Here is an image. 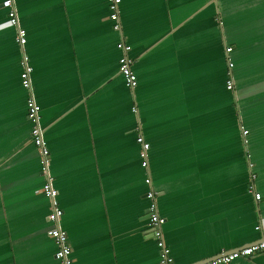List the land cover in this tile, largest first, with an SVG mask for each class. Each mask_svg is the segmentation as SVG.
Here are the masks:
<instances>
[{
  "label": "crops",
  "instance_id": "0c3cea01",
  "mask_svg": "<svg viewBox=\"0 0 264 264\" xmlns=\"http://www.w3.org/2000/svg\"><path fill=\"white\" fill-rule=\"evenodd\" d=\"M13 5L25 42L0 7V264H58L23 57L71 264H158L148 190L173 264L264 237V0H120L118 30L106 0ZM121 37L133 90L117 70ZM137 135L148 143L145 167ZM246 155L258 200L247 191ZM229 264H264V251Z\"/></svg>",
  "mask_w": 264,
  "mask_h": 264
},
{
  "label": "built area",
  "instance_id": "2783aa9c",
  "mask_svg": "<svg viewBox=\"0 0 264 264\" xmlns=\"http://www.w3.org/2000/svg\"><path fill=\"white\" fill-rule=\"evenodd\" d=\"M120 0H106L107 4V18L113 22V29L118 30L120 25L118 22V6ZM0 7L4 8L7 15V24L15 29V41L19 46H22L25 42L24 30L18 26V20L16 16L13 0H0ZM116 48L120 51V56L117 59V70L123 77L124 85L126 88L133 90L136 85V75L131 70V64L133 60L127 55L130 50V45L127 44L121 37L116 43ZM231 47H226L225 57L227 63V77L225 80V88L231 90L233 87V79L230 73L232 62L227 57V53ZM22 69L19 72L20 83L22 87L26 89L27 95L25 99L26 105V118L29 123V139L30 142L38 149L40 154V171L43 178L41 185L42 195L49 202V211L47 213V219L51 223V227L47 229L46 234L52 239L56 250L54 257L58 264H71L70 248L67 243L65 231L59 225V219L62 211L56 205L55 197L56 190L53 187V176L49 171V151L46 146V142L42 136V126L40 124L39 105L35 102L32 92L30 90V73L32 68L27 64L24 57L20 62ZM135 112V108H131ZM241 135L246 134V130L240 127ZM245 142V140H243ZM136 142L139 145L138 157L140 158V165L146 166V150L148 143L144 141L141 135L136 136ZM246 166L249 171V181L247 184V191L252 193L254 200L260 198L259 193L255 191L253 181L255 179V173L251 171L253 162L249 160V155H246ZM145 183H149V178H144ZM154 193L151 190L145 192L144 197L147 200L146 214L148 226L150 228V234L154 239L157 252H158V264H173L172 257L169 253V249L165 246L162 239V224L164 218L158 214L156 203L154 200ZM258 229V226H254ZM264 251V237L260 238L256 242H252L245 246H241L232 249L226 253L218 255L212 259H207L196 264H229L230 261L240 257H250L255 252Z\"/></svg>",
  "mask_w": 264,
  "mask_h": 264
},
{
  "label": "water",
  "instance_id": "95a60500",
  "mask_svg": "<svg viewBox=\"0 0 264 264\" xmlns=\"http://www.w3.org/2000/svg\"><path fill=\"white\" fill-rule=\"evenodd\" d=\"M249 244H250V243H249ZM244 246H245V245H244ZM234 249H235V248H234ZM230 250H232V249H230ZM230 250H229V251H230Z\"/></svg>",
  "mask_w": 264,
  "mask_h": 264
}]
</instances>
